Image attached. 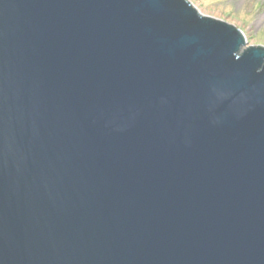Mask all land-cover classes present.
Returning a JSON list of instances; mask_svg holds the SVG:
<instances>
[{
  "label": "water",
  "instance_id": "1",
  "mask_svg": "<svg viewBox=\"0 0 264 264\" xmlns=\"http://www.w3.org/2000/svg\"><path fill=\"white\" fill-rule=\"evenodd\" d=\"M189 0H0V264H264V46Z\"/></svg>",
  "mask_w": 264,
  "mask_h": 264
},
{
  "label": "rangeland",
  "instance_id": "2",
  "mask_svg": "<svg viewBox=\"0 0 264 264\" xmlns=\"http://www.w3.org/2000/svg\"><path fill=\"white\" fill-rule=\"evenodd\" d=\"M202 15L240 29L246 46H264V0H189Z\"/></svg>",
  "mask_w": 264,
  "mask_h": 264
}]
</instances>
